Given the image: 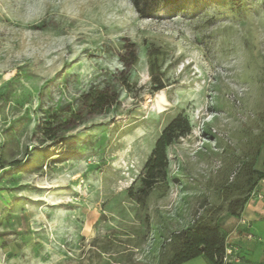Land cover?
Returning a JSON list of instances; mask_svg holds the SVG:
<instances>
[{"label": "rangeland", "instance_id": "374dc122", "mask_svg": "<svg viewBox=\"0 0 264 264\" xmlns=\"http://www.w3.org/2000/svg\"><path fill=\"white\" fill-rule=\"evenodd\" d=\"M157 1L142 19L131 0H0V264H169L177 232L221 226L262 169L264 0ZM94 87L116 102L45 158L39 126ZM178 115L190 132L144 196Z\"/></svg>", "mask_w": 264, "mask_h": 264}, {"label": "trees", "instance_id": "16d2710c", "mask_svg": "<svg viewBox=\"0 0 264 264\" xmlns=\"http://www.w3.org/2000/svg\"><path fill=\"white\" fill-rule=\"evenodd\" d=\"M224 1L236 9L241 7L240 0ZM131 4L142 19L149 18L160 7L157 0H131ZM124 48L127 54L125 61L132 64L137 59L136 45L128 44L124 45ZM151 69H153L152 66ZM116 100L117 94L110 88L94 87L78 98V104L73 111L70 110L69 105L64 106L63 112L66 116L61 122H54L52 119L43 122L38 128V132L45 141L51 143L42 150L45 158H50L54 155L50 153L53 150L56 151L54 148L65 145L63 140L64 132L69 131L74 124L81 123L86 116L99 114L107 110ZM189 132L188 123L181 115L175 117L163 129L143 169L140 182L144 196L147 195L154 185L165 181L166 176L164 171L167 167L165 148ZM51 149L52 151H49ZM252 173L256 174L254 180L250 177L251 179L246 184L238 187L239 192H244V197L235 198L230 202L228 208L229 216L238 217L240 215V212L250 198L251 192L256 187L258 181L264 176V164L261 170H252ZM225 236L221 232L219 225L206 222H198L191 228L182 229L176 234L178 247L169 264H182L199 256L204 257L213 264H222L221 256L224 252Z\"/></svg>", "mask_w": 264, "mask_h": 264}, {"label": "crops", "instance_id": "0c3cea01", "mask_svg": "<svg viewBox=\"0 0 264 264\" xmlns=\"http://www.w3.org/2000/svg\"><path fill=\"white\" fill-rule=\"evenodd\" d=\"M220 229L225 235H233L232 242L240 257L237 264H264V187L248 199L238 217H226ZM182 264L213 263L199 256Z\"/></svg>", "mask_w": 264, "mask_h": 264}, {"label": "built area", "instance_id": "2783aa9c", "mask_svg": "<svg viewBox=\"0 0 264 264\" xmlns=\"http://www.w3.org/2000/svg\"><path fill=\"white\" fill-rule=\"evenodd\" d=\"M264 187V176L258 181L256 187L253 189V191L250 194V197L256 195L258 193L259 187ZM243 224L244 221L240 220ZM233 235H226L224 238V252L221 256V262L222 264H237L240 262V257L237 253V247L233 244L232 238ZM248 238H251V235H247Z\"/></svg>", "mask_w": 264, "mask_h": 264}]
</instances>
